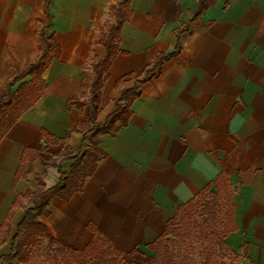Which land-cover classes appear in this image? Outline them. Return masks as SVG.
<instances>
[{"label":"crops","instance_id":"1","mask_svg":"<svg viewBox=\"0 0 264 264\" xmlns=\"http://www.w3.org/2000/svg\"><path fill=\"white\" fill-rule=\"evenodd\" d=\"M121 4L94 121L105 122L127 90L139 95L128 123L100 136L93 174L65 200L55 188L93 149L82 82L107 56L105 28ZM43 33L56 44L45 88L0 141V261L33 207L29 194L41 189L49 256H71L57 245L93 256L106 244L122 263L150 264L149 245L179 209L226 183L235 231L225 243L236 264H264V0H0V98L17 69L39 58ZM67 152L74 158L61 161ZM31 157L30 173L16 179ZM47 245L30 248L38 264H52Z\"/></svg>","mask_w":264,"mask_h":264},{"label":"trees","instance_id":"2","mask_svg":"<svg viewBox=\"0 0 264 264\" xmlns=\"http://www.w3.org/2000/svg\"><path fill=\"white\" fill-rule=\"evenodd\" d=\"M123 7L125 5L121 4L116 10V23L109 28L108 33L104 34L103 43L107 49V56L104 60L94 61L91 66L92 72L87 74L82 82L84 92L90 94L89 103L92 105L93 125L89 130V142L93 149L83 156L82 159L76 160L72 166L71 175L63 179L55 188V192L65 200H68L74 193L80 191L85 178L93 174L99 160L96 152H98L97 146L99 145L100 136L113 134L119 130L120 126H125L128 123L130 116L129 105L139 95V90L136 88L127 90L116 101L117 108L107 117L105 122L96 123L94 121V117L100 108L101 89L107 78L111 60L117 53L116 40L125 21L123 19ZM44 37L45 41L41 46L39 58L35 62H29L25 71L20 72L17 69L16 73L8 80L5 93L0 98V141L21 115L35 105L43 93L45 82L42 79V74L53 59L50 56L51 50L56 47L51 37H47L46 35ZM162 59L164 58L159 59V63L155 68H159L158 66L162 63ZM155 68L152 70L153 72L156 71ZM146 73L148 74L149 72L147 71ZM28 77H31V79L25 81ZM146 79L137 78V82L143 83L149 78ZM73 104L77 106L82 105L78 100ZM67 153L60 157L61 161L71 159V157L74 158L71 153ZM34 160L35 157L23 160V165H21L16 179L25 177L30 173ZM42 161L45 162L44 160ZM42 194L43 189L29 194V197L31 196L30 203L33 204V207L26 210L23 223L20 225L19 232L14 238L11 255L3 257L0 264H33L30 263L33 260V256H30V248L38 246L45 239L48 241L45 249V253L48 256H44V258L52 264H89L94 259H99L100 262L98 264H138L122 263L117 250L106 244H103V246L107 247L103 250L99 248V252L98 246H95L93 256H86L85 252H73L62 245H57L58 253H67L71 256H67L66 254L65 256H49V251L54 245V239L50 237L46 227L38 221V216L43 213L45 206L43 208L36 206V202ZM230 195V189L225 183L223 186L217 185L216 192H212L210 189L202 191L198 198L182 206L175 218L170 221L169 229L157 241L149 245L153 253V256L150 258V264H180L178 263V256H189L193 252L192 247L194 246V242L197 241L203 248L201 251L203 260L200 264H224L223 260L228 255L231 261L234 260L235 262L233 257L235 256L234 252L225 243L226 236L235 231L233 209L229 200ZM221 202L225 204L226 211L222 210L223 205ZM16 203L18 204L19 200ZM20 203L23 204L21 200ZM199 208L202 210L200 213H198ZM13 214L14 211H11L5 225L9 223ZM198 214L201 216L200 218L197 217ZM220 214H223L226 220L229 221V227H225L222 235L217 231V226L221 223L218 218ZM212 234L216 235V238Z\"/></svg>","mask_w":264,"mask_h":264},{"label":"rangeland","instance_id":"3","mask_svg":"<svg viewBox=\"0 0 264 264\" xmlns=\"http://www.w3.org/2000/svg\"><path fill=\"white\" fill-rule=\"evenodd\" d=\"M114 24L115 23L113 21L111 23L107 24L106 28H105V33H108L109 28ZM15 88H17V87H15ZM208 200H210V198H208ZM221 204L223 205L222 210L226 211L225 209H227V208L225 207V204L223 202H221ZM220 208H221V206H220ZM200 212H202L201 208L198 209V213H200ZM197 217L200 218L201 216H199V214H198ZM218 218H219L221 223H219V225L217 226V231L222 235L224 233L225 227H229V221L226 220V218L223 214H220ZM212 236L216 238V235L212 234ZM195 238H194V240H195ZM202 249L203 248L198 243V241L194 242V246L192 247L193 252H191V254H189V256H178V263H180V264H200L203 260V256H201ZM224 250L226 251L225 248H224ZM225 251H224V253H226ZM228 256L223 260V263L224 264H235L234 260L231 261V259ZM35 260H36V257L33 256L32 261H35ZM41 261L43 262V260H41ZM34 263L38 264V261H35Z\"/></svg>","mask_w":264,"mask_h":264}]
</instances>
